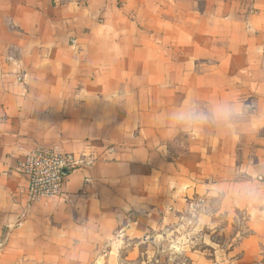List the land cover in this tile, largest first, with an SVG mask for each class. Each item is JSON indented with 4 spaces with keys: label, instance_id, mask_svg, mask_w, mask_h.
Segmentation results:
<instances>
[{
    "label": "crops",
    "instance_id": "1",
    "mask_svg": "<svg viewBox=\"0 0 264 264\" xmlns=\"http://www.w3.org/2000/svg\"><path fill=\"white\" fill-rule=\"evenodd\" d=\"M193 97L240 103L241 130L154 122ZM39 145L86 164L30 204ZM164 228L190 264H264V0H0V264H147Z\"/></svg>",
    "mask_w": 264,
    "mask_h": 264
},
{
    "label": "built area",
    "instance_id": "2",
    "mask_svg": "<svg viewBox=\"0 0 264 264\" xmlns=\"http://www.w3.org/2000/svg\"><path fill=\"white\" fill-rule=\"evenodd\" d=\"M86 164V160L57 147L35 146L27 150L17 165L27 181L28 203L50 200L65 195V180L69 173ZM122 230L116 233L120 238Z\"/></svg>",
    "mask_w": 264,
    "mask_h": 264
},
{
    "label": "clouds",
    "instance_id": "3",
    "mask_svg": "<svg viewBox=\"0 0 264 264\" xmlns=\"http://www.w3.org/2000/svg\"><path fill=\"white\" fill-rule=\"evenodd\" d=\"M245 111L237 102L217 100L201 103L193 97L168 113L155 115L153 119L160 126L178 128L186 133L208 129L235 134L237 130H241L237 125L243 120ZM248 191L252 196L260 194V189L255 184H251Z\"/></svg>",
    "mask_w": 264,
    "mask_h": 264
},
{
    "label": "rangeland",
    "instance_id": "4",
    "mask_svg": "<svg viewBox=\"0 0 264 264\" xmlns=\"http://www.w3.org/2000/svg\"><path fill=\"white\" fill-rule=\"evenodd\" d=\"M217 201V198H212L211 205H216ZM238 215L240 221L233 223L229 232L225 233L223 230L219 229L217 233L212 235L213 242L218 244L220 249H224L225 251L226 249L228 250V248L236 243L241 236L249 234L247 228L245 227V213L240 212ZM220 225L224 227L225 224L224 222H221ZM163 233L170 232L166 228L159 229L153 232L155 236H149L145 239H142L138 243L141 252L144 254L143 256L141 255V260H147L148 254L146 252L148 251L151 260L147 264H190L186 257L182 254V249L179 246V242H177L178 239L172 234L167 238L166 235H163ZM6 236L7 233H4V239ZM199 246L200 245H198V247ZM210 252L213 253L212 248H209V253ZM215 258H217L216 255ZM230 260L231 259H229V261ZM229 261L225 260L222 255V258L217 260V264H228Z\"/></svg>",
    "mask_w": 264,
    "mask_h": 264
},
{
    "label": "water",
    "instance_id": "5",
    "mask_svg": "<svg viewBox=\"0 0 264 264\" xmlns=\"http://www.w3.org/2000/svg\"><path fill=\"white\" fill-rule=\"evenodd\" d=\"M68 172H70V170L67 169V170L65 171V173H68ZM6 231H7V229H6Z\"/></svg>",
    "mask_w": 264,
    "mask_h": 264
}]
</instances>
